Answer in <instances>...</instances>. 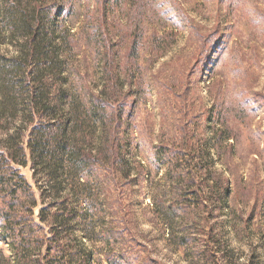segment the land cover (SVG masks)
<instances>
[{"label":"rangeland","instance_id":"1","mask_svg":"<svg viewBox=\"0 0 264 264\" xmlns=\"http://www.w3.org/2000/svg\"><path fill=\"white\" fill-rule=\"evenodd\" d=\"M44 64L83 156L17 166L0 227L32 243L0 233V264H264V0H0V80Z\"/></svg>","mask_w":264,"mask_h":264},{"label":"trees","instance_id":"2","mask_svg":"<svg viewBox=\"0 0 264 264\" xmlns=\"http://www.w3.org/2000/svg\"><path fill=\"white\" fill-rule=\"evenodd\" d=\"M55 76H57L56 71L44 64L40 67L38 76L32 81L26 83L20 81L10 87L4 80H0V132L12 124L8 121L9 118L16 117L21 120L19 131L22 129V133L19 131L7 133L6 139L0 134V185L3 187L9 185L13 189V200L11 196H7L8 198L2 196L0 189V201H5L11 207L15 206L17 201L14 198L20 196L22 187L32 190V186L17 168V166L27 165L28 154H30L33 175L37 183H40L42 178L50 179V181L59 178L57 172H53V168L61 156L69 157L67 167L70 171L77 163H81V135L85 130L82 127L81 113L71 107L67 113V119L62 120L53 118L47 112L48 105L49 107L54 105L55 109L60 104L58 97L52 98L53 100L45 97L46 93L49 95L51 91H56ZM18 94L26 95V98L21 99L20 96H16ZM16 105L24 106L21 114L6 117L7 113L4 110L13 111L17 108ZM73 105L71 103V106ZM46 120L51 125L48 128L41 127L42 122ZM14 154H18L19 158L14 157ZM44 166H47L50 173H46ZM38 175L42 178H38ZM38 188L40 189V186ZM32 196H34L33 193ZM0 233L9 235L11 250L16 256L21 257L30 248L31 238L28 237L27 242H23L18 239V235L9 225L1 226ZM25 243L28 245L26 246ZM48 253H50L49 250ZM38 263L44 264V259L38 260Z\"/></svg>","mask_w":264,"mask_h":264}]
</instances>
